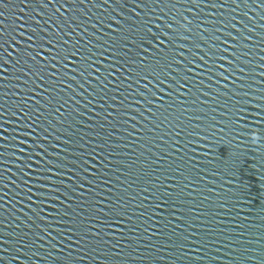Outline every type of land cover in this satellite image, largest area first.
<instances>
[{
  "label": "water",
  "instance_id": "1",
  "mask_svg": "<svg viewBox=\"0 0 264 264\" xmlns=\"http://www.w3.org/2000/svg\"><path fill=\"white\" fill-rule=\"evenodd\" d=\"M0 264H264V0H0Z\"/></svg>",
  "mask_w": 264,
  "mask_h": 264
}]
</instances>
